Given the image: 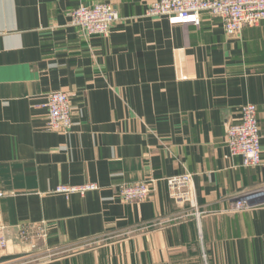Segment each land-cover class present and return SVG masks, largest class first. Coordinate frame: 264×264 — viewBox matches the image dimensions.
Listing matches in <instances>:
<instances>
[{
	"label": "crops",
	"instance_id": "1",
	"mask_svg": "<svg viewBox=\"0 0 264 264\" xmlns=\"http://www.w3.org/2000/svg\"><path fill=\"white\" fill-rule=\"evenodd\" d=\"M154 1L0 0V230L16 258L2 264H264V208L197 220L164 182L190 174L210 212L264 188V21L235 36L208 14L170 26L146 15ZM98 3L118 20L88 39L70 12ZM50 92L69 95L67 134L45 128ZM246 104L257 108L255 167L225 145ZM149 179L147 200L122 201V185ZM82 185L96 189L54 193ZM38 225L27 254L17 233Z\"/></svg>",
	"mask_w": 264,
	"mask_h": 264
},
{
	"label": "built area",
	"instance_id": "2",
	"mask_svg": "<svg viewBox=\"0 0 264 264\" xmlns=\"http://www.w3.org/2000/svg\"><path fill=\"white\" fill-rule=\"evenodd\" d=\"M202 14L216 17L221 22L224 33L229 36L239 34L244 28H250L264 21V0H155L147 10L149 17L165 18L170 26H198ZM118 15L112 6L98 3L90 6L80 5L70 12V24L85 38H105L111 31ZM44 107L47 110L46 130L59 131L65 134L72 128L69 95L63 92H50L46 96ZM225 145L230 156L240 157L242 166L255 167L260 165V131L255 105L242 106L239 120L225 126ZM156 180H143L125 184L120 187L119 196L125 203L143 202L153 191ZM169 197L178 203L189 206L191 213L187 217L199 219L209 214H236L264 208V188L249 190L236 194L229 199V206L220 212L200 210L196 204L192 188L191 175L188 173L166 178L164 180ZM94 185L59 186L56 194H83L95 190ZM0 197L2 194L0 193ZM44 226H24L17 233V240L29 246L28 252L33 253V236L43 237ZM8 240L0 230V257L8 255ZM90 243L82 244L79 249L87 248ZM49 251L45 257H51ZM42 259L33 260L35 262Z\"/></svg>",
	"mask_w": 264,
	"mask_h": 264
},
{
	"label": "water",
	"instance_id": "3",
	"mask_svg": "<svg viewBox=\"0 0 264 264\" xmlns=\"http://www.w3.org/2000/svg\"><path fill=\"white\" fill-rule=\"evenodd\" d=\"M14 256L0 257V264L15 260Z\"/></svg>",
	"mask_w": 264,
	"mask_h": 264
}]
</instances>
